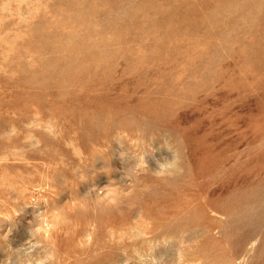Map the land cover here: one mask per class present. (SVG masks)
I'll return each mask as SVG.
<instances>
[{"label": "rangeland", "instance_id": "rangeland-1", "mask_svg": "<svg viewBox=\"0 0 264 264\" xmlns=\"http://www.w3.org/2000/svg\"><path fill=\"white\" fill-rule=\"evenodd\" d=\"M0 264H264V0H0Z\"/></svg>", "mask_w": 264, "mask_h": 264}, {"label": "bare ground", "instance_id": "bare-ground-1", "mask_svg": "<svg viewBox=\"0 0 264 264\" xmlns=\"http://www.w3.org/2000/svg\"><path fill=\"white\" fill-rule=\"evenodd\" d=\"M87 30H88V29H87ZM87 35H88V34H87ZM83 37H84V36H83ZM85 37H86V36H85ZM88 38H89V37H88ZM88 38H87V39H88ZM87 42H88V41H87ZM32 43H33V42H32ZM89 46H90V45H89ZM92 46H93V45H92ZM95 46H96V45H95ZM71 47H72V46H71ZM59 49H60V48H59ZM59 49H58V50H59ZM70 51H71V50H70ZM70 51H69V52H70ZM21 53H22V52H21ZM75 62H76V61H75ZM55 65H56V64H54V68H55ZM58 66H59V65H58ZM79 66H80V65H78V67H79ZM82 66H83V65H82ZM74 67H75V66H73V68H74ZM78 67H77V68H78ZM85 67H86V66H85ZM52 68H53V67H52ZM82 68H83V67H82ZM26 69H27V68H26ZM64 69H65V68H64ZM70 70H72V69L70 68ZM77 70H78V69H77ZM74 71H75V70H74ZM77 72H78V71H77ZM77 72H76V73H77ZM54 73H55V72H54ZM67 73H69V72H67ZM74 73H75V72H74ZM76 73H75V74H76ZM72 74H73V73H72ZM68 75H69V74H68ZM55 76H56V74H55ZM61 76H62V74H61ZM70 76H71V75H70ZM64 78H65V77H64ZM72 78H73V75H72ZM70 80H71V79H69V81H70ZM60 83H61V82H60ZM62 84H63V83H62ZM59 120H60V119H59ZM57 148H58V147H57ZM88 160H89V159H88ZM73 161H74V160H73ZM72 164H73V163H72ZM129 167H130V166H129ZM114 213H115V212H114ZM92 214H93V213H92ZM95 214H96V213H95ZM104 215H105V213H104ZM104 215H103V216H104ZM94 216H95V215H94ZM107 216H108V215H107ZM110 216H111V215H110ZM104 217H105V216H104ZM111 217H112V216H111ZM166 217H167V215H166ZM108 218H109V217H108ZM159 218H160V217H159ZM162 218H163V217H162ZM102 219H103V218H102ZM106 219H107V218H106ZM167 224H168V223H167ZM168 226H169V225H168ZM170 226H171V225H170ZM170 226H169L168 230L170 229ZM171 227H172V226H171ZM163 228H166V227L163 226ZM163 230H165V229H163ZM170 230H171V229H170ZM45 232H46V231H45ZM47 234H48V233H47ZM46 238H47V236H46ZM51 239H52V237H51ZM179 254H180V253H179Z\"/></svg>", "mask_w": 264, "mask_h": 264}]
</instances>
